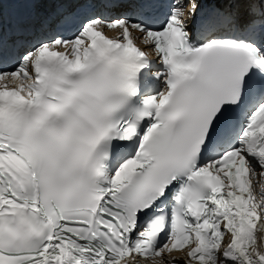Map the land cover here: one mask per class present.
Returning <instances> with one entry per match:
<instances>
[{
	"label": "snow or ice",
	"instance_id": "6c2138e0",
	"mask_svg": "<svg viewBox=\"0 0 264 264\" xmlns=\"http://www.w3.org/2000/svg\"><path fill=\"white\" fill-rule=\"evenodd\" d=\"M141 261L264 264V0H0V264Z\"/></svg>",
	"mask_w": 264,
	"mask_h": 264
}]
</instances>
